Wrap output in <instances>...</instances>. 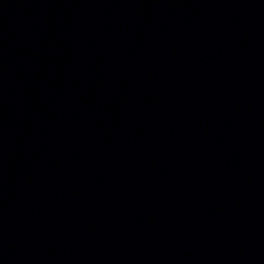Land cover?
<instances>
[{
	"label": "water",
	"instance_id": "obj_1",
	"mask_svg": "<svg viewBox=\"0 0 264 264\" xmlns=\"http://www.w3.org/2000/svg\"><path fill=\"white\" fill-rule=\"evenodd\" d=\"M0 264H264V0H0Z\"/></svg>",
	"mask_w": 264,
	"mask_h": 264
}]
</instances>
